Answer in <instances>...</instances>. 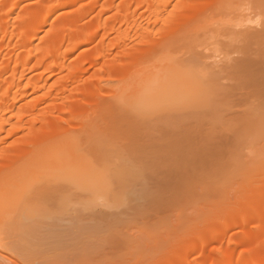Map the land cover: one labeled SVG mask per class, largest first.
Returning <instances> with one entry per match:
<instances>
[{
	"label": "bare ground",
	"instance_id": "obj_1",
	"mask_svg": "<svg viewBox=\"0 0 264 264\" xmlns=\"http://www.w3.org/2000/svg\"><path fill=\"white\" fill-rule=\"evenodd\" d=\"M15 1L12 4L9 3L10 7L6 9L7 12L5 10L7 17L2 16L3 12L0 14V36L3 37V35L12 33L13 38H17L13 39L17 41V44L15 43L16 49H23L24 51L27 48L29 50L35 33L45 27L49 16H52L57 9L88 0H52L53 3L50 4L52 8H48L47 16L39 21L38 29H27L22 16L19 18V24L17 23L18 31L12 29L13 32H10L12 26L10 27V23L6 20L14 14L23 0ZM174 1L130 0L125 5L116 6L117 0H110L104 7L106 11H114L113 15L105 23L101 22V16L99 20L97 18L92 22L94 24L91 23V29H88L89 32L85 39H82L84 30L79 25L78 17L75 16L61 26L58 33L54 34L55 41L53 43L46 41L36 48L35 52L31 51L29 54L27 52L28 56L24 61H20L18 58H14L15 61H13L12 53L10 55L8 53L9 60L6 61L7 64L5 63V69H2L0 78L4 80V75H9V73L12 75L9 80L6 78L5 82L0 79V136L8 132L10 127V130L13 129V131H25L27 129V133L23 141L3 152L0 172L23 161L31 152L39 151V154L52 156L55 150L69 143L66 140L67 137L84 135L87 130L95 134L93 129H88V125H84L85 119L90 117L93 120L97 119L98 116L95 114H97L101 104L116 97L119 98L120 102L115 109H120L121 113L118 110L117 113L119 112V114L114 115L112 113L113 115H107V117L105 111V126L99 127L100 130L96 131L97 136L105 139V143H108L107 146L113 147L114 151L107 149L104 151L100 148L98 145L101 141L90 143L89 151L99 161H104L108 152L119 153L121 158L118 163L114 164L116 166L115 171L118 173L113 178L106 179H108L109 187L115 185V190L122 191L130 187L132 182H135L131 192L132 198L137 201L128 205L129 208L127 207L131 209L132 213L140 211L141 214L142 211L146 214H155L161 209L160 202L169 201L173 196L171 189L174 183L182 186L187 185L188 177H191V170L189 169L198 164L197 162L200 160L202 161L205 155L214 159L217 165L214 164L216 169L215 166L213 168L217 170L220 161L224 160L223 157L228 152L229 146L243 139V136L239 134L243 132H240L236 127L264 116L263 20L262 22H253V25L257 27L255 30H253L254 28L249 30V27L246 29L245 23L242 31L240 30L241 26H238L240 30H237L238 32L226 28L225 32L230 29L229 34L221 30L224 28H220L221 33L217 31L219 29H216L220 34L218 36L225 37L226 43L229 44L227 45V47L229 46L228 52L224 53L223 58L219 57V59L213 56L219 60L213 61L212 56L204 52H195L192 57L176 62L178 64L172 70H175V73L180 77L185 74L190 77H187L182 84L172 87L174 80L164 81V86L156 90L158 95H172L174 99L181 97L184 92L189 95V97L179 99L172 110L154 109L150 113L141 114L136 109L137 103L134 101L131 103V93L136 91L134 99H137V92L138 94L144 92L148 84L147 86L145 84L133 87L124 85L123 88L121 86L120 90L117 87L115 91L110 92L111 94L104 96L99 88H86L85 80L80 78L75 80L72 75V79L68 76L67 79L65 78L55 84V90L65 95L60 104L63 107H61L58 115H55L56 112L54 111L48 112L45 114V118L39 121L34 118L32 113L35 106H30V108L19 106L20 98L25 96L30 89L40 91L46 84V81L42 79L43 75L39 78L32 77V79L28 77L27 87L25 86L26 91L21 92L22 78L25 79L27 73L31 71L33 73L34 69L45 70L46 67L51 71L68 69L67 60L69 56L83 44L93 45L99 40V37L103 41H101V45L95 47V49L101 50V55L95 58L93 64L91 63L98 69L97 78L92 82L101 84L104 81L105 83L109 81V85H111L110 83L115 81L117 75H121L120 73L127 74L138 65L141 58L147 56L154 48L168 41L176 43L184 40L187 36L179 37L183 36L185 31L197 30L209 13H216L212 10L233 3L231 0H182L175 3ZM100 2L102 0H93L90 5L92 7L94 4L98 7L101 5ZM258 2L260 3V0ZM93 9L90 8L88 11ZM29 17L35 18L36 12H31ZM111 36L115 37V40L113 39L112 43L107 46V40ZM124 38L127 41L136 40L138 47L132 50H123L113 56L109 48L120 47L118 41ZM219 41L220 47L226 45L225 43L221 46ZM3 50L4 46H1L0 59ZM233 55L236 57L233 58ZM22 67L24 68L23 72L20 71ZM20 73L21 77L18 78ZM4 83L5 85H3ZM72 87L74 89H71ZM143 99L149 101L150 98L143 97ZM32 116L33 119H31ZM28 118L34 122L26 128L25 122L29 121ZM51 129H57V133L49 134ZM249 131L257 132L249 128L244 130V132ZM59 139L63 140L55 142ZM190 151L192 152L189 153ZM193 167L195 169V166ZM119 169H124L126 172L122 174ZM214 170L210 172L215 173ZM211 173L209 174L211 175ZM101 179L104 182L106 180L105 177ZM114 179H117L119 184H111L110 181ZM72 185L70 180L58 181L50 178L46 185L43 184L37 192L30 196L32 199H42V202H37L36 207H27L15 225L20 227L24 237L36 236L40 231L46 229L52 228L51 230L55 231L59 228L64 232V239L68 246L86 244L87 241L90 242L89 240H91L99 242V248L105 249V238L108 237L105 236V227L99 226L101 219L107 215L105 209L69 207L67 201L73 199V194L69 200L64 198L57 201L55 199L58 194L64 195L71 192ZM185 191L186 189L183 192ZM52 216H57L58 220L52 224L46 223V219ZM251 221H257L259 224L255 232H246L240 238L230 235V230L246 225ZM80 224L86 225L83 232H76L72 235L67 233ZM150 227L153 228L154 226ZM198 240L197 251L199 249L204 251L213 242L218 255L211 256L208 260H206V255H199V259L193 260L192 252L196 248L195 245V247H191L192 251L191 248L184 250L178 261L180 264H252L244 254L237 257L235 255L241 246L245 247L251 243L257 245L261 242L264 243V206L261 209H255L252 215H243L237 223H226L219 232L201 236ZM227 240L230 242V246L226 250H222V244ZM20 262L15 260L11 263L23 264Z\"/></svg>",
	"mask_w": 264,
	"mask_h": 264
},
{
	"label": "rangeland",
	"instance_id": "obj_2",
	"mask_svg": "<svg viewBox=\"0 0 264 264\" xmlns=\"http://www.w3.org/2000/svg\"><path fill=\"white\" fill-rule=\"evenodd\" d=\"M14 1L0 0V14L3 12V17L6 16L5 10L10 7L9 3L12 4ZM109 1L102 0L98 7L94 4L91 7L90 4L93 3V0L60 7L57 9L58 11L56 10L57 12L55 11L52 16H49L45 27L35 33L29 50L28 48L24 51L23 49H16L17 41L14 40L17 38H13L12 33L3 35V37L1 35L0 47L4 46L5 52L4 50L1 52L0 74L3 72L2 69H5V63L9 60L8 56L11 53L12 60L18 58V60L24 61L28 56L27 52L28 54L31 51L35 52L36 48L46 41L53 43L55 41L54 34L58 33L61 26L75 16L78 17L79 25L84 30L82 39H85L89 32L88 29H91L92 22L97 18L99 20L101 16V22L105 23L113 15L114 11H106L104 7ZM129 1L117 0L116 6L125 5ZM179 1L182 0H175L174 3ZM258 1L231 0L233 3L230 5L219 6V8L212 10L216 13L207 15L197 30L185 31L184 35L179 37L187 36V38L176 43L168 41L154 48L147 56L141 58L138 65L127 74L120 73V77L117 75L115 81H110L111 85H109V81L107 83L104 81L101 84L92 82L97 78L98 69L91 63L93 64L95 58L101 55V50L95 49V47L101 45L103 41L99 37V40L93 45L83 44L69 56L67 65L70 70L65 68L64 70L51 71L47 67L45 70L33 68V73L31 69L30 73L25 74L26 78H22L23 82L20 86L21 92L26 91L25 86L28 77L32 79V77L39 78L43 75L42 79L46 81V84L40 91L30 89L25 96L20 98L19 106L28 108L35 106L32 113L34 118L39 121L43 120L48 112L54 111L56 112L55 115H58L61 107H63L60 104L65 95L55 90V84L68 76L72 79V75L75 80L78 78L85 80L86 88H99L104 96L111 94L110 92L115 91L117 87L120 90L121 86L123 88L124 85L133 87L145 84L147 86L148 84L144 92L139 94L137 92V99H134L136 91L131 93V103L132 101L137 103L136 109L141 114L150 113L154 109L172 110L179 99L189 97V95L184 92L181 97L174 99L172 95H158L156 90L164 86V81L174 80L172 87L182 84L187 77H190L187 74L180 77L175 73V70H172L178 64L176 62L192 57L195 52H204L212 56L213 61L219 57L223 58L226 51L228 52L229 46L227 47V45L229 44L226 43L225 37L218 36L220 35L219 32L221 33V30L225 32L226 28H230L232 31H242L244 27L255 30L257 27L253 25V22H262V20L264 22V5H262L264 0H260V3ZM51 3H53L52 0H23L14 14L8 18L9 20H6L10 23V27L12 26L10 32L18 31L19 18L22 16L27 29H38L39 21L47 16L48 8H52ZM90 8L94 9L89 12L88 9ZM31 12H36L35 18L29 17ZM238 26L242 28L240 27L239 30ZM15 27L17 28L15 29ZM220 28H224V30H220ZM216 29H219L217 30L219 32ZM230 29L226 31L228 34ZM113 39L115 40V37L111 36L107 40V46L112 43ZM217 40H220L221 46L225 43L226 45L220 47ZM222 42L224 43L222 44ZM118 43L120 47L109 48L113 56L123 50H132L138 47L136 40L127 41L124 38ZM8 53L9 55H7ZM232 57L235 58L236 55ZM42 68L44 69V67ZM20 71L23 72L24 68L22 67ZM11 75L12 73H9L4 77L9 80ZM20 75L21 73L18 78L21 77ZM105 84L107 85L105 86ZM105 91H107L106 94ZM143 97L150 99L152 97V100L148 99L149 101H147ZM119 102L117 97L108 99L101 104L97 114H95L98 116L97 119L93 120L91 117L85 119L84 125H88V129H93L95 134L87 130L84 135L67 137L69 139L66 138V140L69 143L55 150L52 156L39 154V151L31 152L23 161L0 172V264H12L11 262L15 260L21 261L20 263L23 264H180L178 261L184 250L195 247L199 242V237L210 233L213 235L219 232L224 224L237 223L243 215H252L255 209H261L264 206V116H262L236 127L240 132H243L239 133L243 139L229 146L228 152L223 157L224 160L220 161L217 170L213 168L217 165L214 159L205 155L202 161L197 162V166L193 165L195 169L193 166L191 167L193 169H189L191 170V177H188L186 186L174 183L171 189L173 191L171 201L160 202L161 209L155 214H146L142 211L140 214L137 208L138 213L133 212L134 215L130 211L131 209H128V205L137 201L132 198L131 192L135 182H132V185L129 184L130 187L122 191L115 190V185L109 187L108 179H106L117 175L118 172L115 171L116 166L114 164L118 163L121 158L119 153L108 152L105 160L99 161L89 151L91 148L89 144L94 141H101L98 146L104 151L105 149L114 151L113 147L107 146L108 143H105V139L97 136L96 131L100 130L99 127L105 126V111L106 116L113 115L112 113L114 115L119 114L120 109H118V113V110L115 109L119 106ZM131 114L133 115L132 110ZM53 118L55 119V117ZM31 119L28 118L29 121L25 122L26 128L34 122L33 120L31 122ZM10 128L8 132L0 136V161L3 152L23 141L27 133V129L25 131H13ZM248 128L257 132H244ZM51 130L49 134L57 133V129ZM63 139L55 142H60ZM119 170L122 174L126 172L124 169ZM213 170L215 171L214 174L210 172ZM103 177L106 179L105 182L101 179ZM50 178L58 181L70 180L73 183L71 192L64 195L58 194L55 197L57 201L64 198L69 200L73 194V199L67 201L69 207L105 209L107 215L104 217L105 219L103 218L99 222V226L105 227V236L108 237L105 238V249L99 248V242L91 240H89L90 242L87 241L86 244L68 246L64 239V232L59 228L55 231L51 230L52 228L46 230L42 228L43 231H40L36 236L31 235V237L22 235L20 227L18 228L15 224L27 207H36L37 202H42V199H32L30 196L37 192L43 184L46 185ZM110 183L119 184L117 179L110 181ZM184 189H186L185 192H183ZM123 213L124 215H122ZM57 220V216H52L46 219V223L52 224ZM257 225H259L257 221H251L246 225L233 228L229 233L233 237L240 238L246 232H255ZM85 227L86 225L80 224L67 233L72 235L76 232H83ZM43 234L44 236H42ZM228 240L222 244V250H226L230 246ZM197 247L196 245V248H193V260L199 259V255H206V260L211 256L218 255L213 242L204 251L200 249L197 251ZM241 254H244L250 263L261 264L264 262V243L261 242L258 245L251 243L245 247L241 246L237 249L235 256Z\"/></svg>",
	"mask_w": 264,
	"mask_h": 264
}]
</instances>
